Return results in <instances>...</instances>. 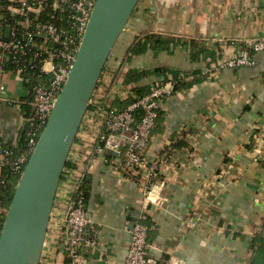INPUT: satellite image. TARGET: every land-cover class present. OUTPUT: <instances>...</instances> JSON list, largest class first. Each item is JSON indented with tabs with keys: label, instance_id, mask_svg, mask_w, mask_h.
<instances>
[{
	"label": "crops",
	"instance_id": "1",
	"mask_svg": "<svg viewBox=\"0 0 264 264\" xmlns=\"http://www.w3.org/2000/svg\"><path fill=\"white\" fill-rule=\"evenodd\" d=\"M133 15L119 50L146 33L170 39V46L133 55L118 70L108 67L117 88L146 94L160 78L182 82L164 101L144 152L148 164L157 162L152 190L160 200L145 206L147 177L124 174L115 154L93 152L86 211L94 245L82 246L79 264H124L141 212L152 224L148 264L163 256L169 264H264L257 240L264 226V53L253 55L252 66L219 68L243 50L245 39L264 36V0H140ZM8 24L0 23L4 39ZM130 71L139 78L131 85ZM0 85L1 158L25 132L29 91L23 76L4 68ZM182 132L188 146L168 153ZM90 138L73 145L79 166L88 159ZM71 185L60 184L39 264L63 260L59 240Z\"/></svg>",
	"mask_w": 264,
	"mask_h": 264
},
{
	"label": "built area",
	"instance_id": "2",
	"mask_svg": "<svg viewBox=\"0 0 264 264\" xmlns=\"http://www.w3.org/2000/svg\"><path fill=\"white\" fill-rule=\"evenodd\" d=\"M6 1L8 2L6 10L20 20L8 24L7 39L2 38L0 26V71L5 58L16 54H26L28 44L36 49L31 63L36 59H41L40 64L35 67L43 75L34 88L30 102L33 110L31 118L26 121V149L14 163H11L13 170L20 175L47 122L54 102L66 82L96 0H52L50 5L54 10L63 14L65 26L60 28L53 24L41 25L31 18L32 14L41 12L48 0ZM17 25H22L27 29L23 32L21 40L14 38ZM30 28L33 30L29 31ZM35 36L39 37V41L34 39ZM243 45L242 51L222 61L219 68L252 66L253 55L264 53V36L245 39ZM26 69V66L19 62L16 64L15 71L11 72L22 76ZM176 82L177 80L160 78L149 92L140 97L132 95V101L119 110L115 101L129 97L130 90L122 92L121 88L118 89L114 73L104 69L77 135L78 139L87 134L91 137L88 156L90 161H94L90 158L93 152L97 154L105 151L116 155L113 161L120 165L124 174L133 176L144 174L147 177L149 187L144 194L145 206L158 202L160 198L155 196L152 190L154 181L159 179L157 162L148 164L144 152L152 138L158 110L163 109L164 101L173 95ZM2 89L0 85V90ZM9 155L10 153L0 158V168L9 164ZM72 155L73 147L68 160L75 162ZM80 170L77 172L65 169L62 175L63 182L68 180L72 182V185L66 195V211L63 217L70 260L68 263L62 260L61 264H79L80 247L83 244L94 245V241L87 237V230L91 223L90 217L84 209L81 197L74 198ZM147 218L144 212L135 218L124 264H148L150 262L147 248L149 231L146 225Z\"/></svg>",
	"mask_w": 264,
	"mask_h": 264
},
{
	"label": "water",
	"instance_id": "3",
	"mask_svg": "<svg viewBox=\"0 0 264 264\" xmlns=\"http://www.w3.org/2000/svg\"><path fill=\"white\" fill-rule=\"evenodd\" d=\"M139 2L95 1L66 82L14 188L0 229V264L40 263L69 154L109 56Z\"/></svg>",
	"mask_w": 264,
	"mask_h": 264
},
{
	"label": "trees",
	"instance_id": "4",
	"mask_svg": "<svg viewBox=\"0 0 264 264\" xmlns=\"http://www.w3.org/2000/svg\"><path fill=\"white\" fill-rule=\"evenodd\" d=\"M31 1L39 2L41 0H31ZM51 1L52 0H48L46 2V4L43 5L41 12L32 14L31 18H33L34 21H37L41 25L53 24L58 28L65 26L63 14L59 13L58 10H54V8L50 5ZM7 4H8V2L6 0H0V9L2 10L1 11L2 19H0V23H10V22H14L15 20H20V18L12 16L6 10ZM134 11H136V8ZM133 14H134V12L132 13V16H131L129 22L134 17ZM129 22H128L127 26L129 25ZM127 26H126V28H127ZM126 28L122 32L119 40L117 41L116 45L114 46V48H113V50L109 56L108 62L106 63L105 69H107L108 67L111 66L114 69L118 70L119 67H121L125 63L131 62L133 55H138V54L144 53L145 51H148V50L157 53L160 51L167 50L170 46V39L165 38V37L160 36V35L146 33L144 35H140V36L136 37L134 39V41L131 44H129L125 49L119 50L118 46H119V43L122 39L123 34L126 32ZM32 30H33V28L29 29V31H32ZM25 31H27V29L24 28V26L17 25L14 38L16 40H21L22 35L24 34L23 32H25ZM34 39L36 41H39V37H37V36H35ZM26 47L28 50V52L26 54H16L14 56H8L9 58H5L4 59V65L2 68H4L5 70H9V71H15L16 64L19 62L21 65L26 66V68H27L26 72L23 73L22 76L24 77V82L28 88L29 93H28L26 105L24 106L23 113H25V117H27V119H29V118H31V107L32 106H31L30 102L32 101L33 91H34L35 86L38 85V83H39L40 79L43 77V75L40 74V72L38 71V68L35 67V65L40 64L41 59H36L35 61H33L31 63V59L33 58L32 56L36 50L35 47H33L32 45H28V44ZM160 74H164V73L161 71ZM26 80H27V82H26ZM138 80H139L138 75L131 73V71H130L128 78L126 79V82L131 85V83L133 84V83L137 82ZM181 85H182V82H179L177 80V82L175 84V89L181 87ZM132 95L140 97L143 95V93H142L141 89H139L137 87H133L132 90H130V96L127 97L123 102L119 103L120 107H118V105H117L119 110L124 108L128 103H130V101H132V97H131ZM116 102H118V101L116 100L115 104H116ZM161 115H162V109L158 110L155 126L157 124L158 118H160ZM26 127H27V125H26ZM154 130H155V127H154ZM152 135H153V132H152ZM186 135L187 134L184 132L177 135L176 139L174 141H172L171 144L167 147L166 150L168 151V153H169V151H172V150L187 147L188 141L186 139ZM26 145H27V129H25V132L21 135V139H20L18 146L14 150L10 151L11 153L9 155V159H10L9 164H6L0 168V225L4 220L7 208L9 206V203L11 201V198H12V195L14 192V188L18 182V179H19V174L13 170L11 163L12 162L14 163L17 160V158L20 157V155L25 151ZM102 152H105V151H102ZM106 153H108V152H105L104 154H106ZM109 154H111V153H109ZM107 157L110 158V156H107ZM89 166H90V160L89 159H87L84 163H82L81 166L77 165V163H75L71 160H68L66 162V166H65L66 170H71V171L81 169L79 179L76 183L74 198L81 197L85 210H86L87 200H88V196H89V183H90V179H91ZM63 179H64V177L62 176L61 180L63 181ZM146 225L149 228V231H148V239H149V237L151 236V233H152V230H151L152 224H151V221L149 220V218L146 219ZM0 229H1V227H0ZM87 237L90 240L93 239V236H91V231L89 229L87 230ZM257 240L259 242H263L262 244H263V248H264V239L261 238L260 236H258ZM59 241H60L59 243H61V245H62L61 253L63 254V261L65 263H68L70 258L68 257V248H67V243H66V239H65V227H63V229H62V235H61V239ZM82 246H84V244ZM82 246L79 249V256L81 254ZM168 261H169V257L163 256L162 259L159 262H157L156 264H167Z\"/></svg>",
	"mask_w": 264,
	"mask_h": 264
}]
</instances>
